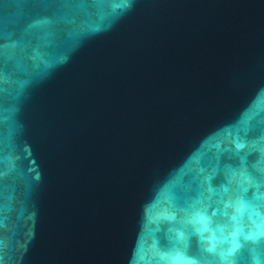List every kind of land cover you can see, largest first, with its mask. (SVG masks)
I'll use <instances>...</instances> for the list:
<instances>
[{
    "label": "water",
    "instance_id": "obj_1",
    "mask_svg": "<svg viewBox=\"0 0 264 264\" xmlns=\"http://www.w3.org/2000/svg\"><path fill=\"white\" fill-rule=\"evenodd\" d=\"M173 261L264 264V0H0V264Z\"/></svg>",
    "mask_w": 264,
    "mask_h": 264
},
{
    "label": "clouds",
    "instance_id": "obj_2",
    "mask_svg": "<svg viewBox=\"0 0 264 264\" xmlns=\"http://www.w3.org/2000/svg\"><path fill=\"white\" fill-rule=\"evenodd\" d=\"M205 231L207 232L208 230L205 229ZM224 242L226 243L227 241H224ZM206 243L209 245V250H214V245L217 243V238L215 237L213 233L208 232L206 236ZM172 264H176V262L173 261ZM253 264H259V262L253 261Z\"/></svg>",
    "mask_w": 264,
    "mask_h": 264
},
{
    "label": "snow or ice",
    "instance_id": "obj_3",
    "mask_svg": "<svg viewBox=\"0 0 264 264\" xmlns=\"http://www.w3.org/2000/svg\"><path fill=\"white\" fill-rule=\"evenodd\" d=\"M176 264H183L182 261H176Z\"/></svg>",
    "mask_w": 264,
    "mask_h": 264
}]
</instances>
